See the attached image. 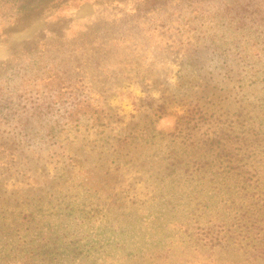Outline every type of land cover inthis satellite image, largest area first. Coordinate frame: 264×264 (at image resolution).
<instances>
[{"label": "rangeland", "instance_id": "374dc122", "mask_svg": "<svg viewBox=\"0 0 264 264\" xmlns=\"http://www.w3.org/2000/svg\"><path fill=\"white\" fill-rule=\"evenodd\" d=\"M0 264H264V0H0Z\"/></svg>", "mask_w": 264, "mask_h": 264}]
</instances>
